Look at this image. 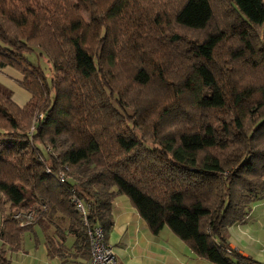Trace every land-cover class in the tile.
Instances as JSON below:
<instances>
[{"label": "trees", "instance_id": "1", "mask_svg": "<svg viewBox=\"0 0 264 264\" xmlns=\"http://www.w3.org/2000/svg\"><path fill=\"white\" fill-rule=\"evenodd\" d=\"M6 66L29 98L0 87V264L34 222L57 232L48 252L70 234L89 260L87 226L107 241L118 195L197 257L262 264L226 230L264 197V0H0Z\"/></svg>", "mask_w": 264, "mask_h": 264}, {"label": "crops", "instance_id": "2", "mask_svg": "<svg viewBox=\"0 0 264 264\" xmlns=\"http://www.w3.org/2000/svg\"><path fill=\"white\" fill-rule=\"evenodd\" d=\"M18 76L20 81V74ZM112 215L114 222L107 241L112 244L114 239L113 245L126 251L128 257L140 259L143 255L145 264H212L194 255L167 228L155 235L150 233L124 195L115 198ZM46 236H57L52 224L34 222L33 228L24 232L20 249L8 253L11 264H87L88 257L73 244L72 235H65L63 240L57 237L56 249L53 248L51 253L48 252ZM226 239L231 249L264 264V197L251 204L242 221L227 228ZM131 258L124 264H141Z\"/></svg>", "mask_w": 264, "mask_h": 264}, {"label": "built area", "instance_id": "3", "mask_svg": "<svg viewBox=\"0 0 264 264\" xmlns=\"http://www.w3.org/2000/svg\"><path fill=\"white\" fill-rule=\"evenodd\" d=\"M42 115L40 114L39 117ZM49 171V169H48ZM59 180L63 181L62 173L58 175ZM72 202L76 210L81 214L83 221H86L87 206L77 197H73ZM43 205L34 204L26 210H19L12 214L18 224L28 225L33 223L43 211ZM87 237L89 244V260L87 264H116L112 245L105 240L104 231L98 224L87 226Z\"/></svg>", "mask_w": 264, "mask_h": 264}, {"label": "rangeland", "instance_id": "4", "mask_svg": "<svg viewBox=\"0 0 264 264\" xmlns=\"http://www.w3.org/2000/svg\"><path fill=\"white\" fill-rule=\"evenodd\" d=\"M82 14L84 18L86 19L87 14L84 10H82ZM37 52L38 51L35 50L33 52L26 53L25 55L27 56V59L31 63L35 65H39L41 67L46 79H48L51 73L50 62L45 58L44 55H39ZM15 71L17 72V74H15L16 73ZM18 74L20 73L10 66L0 68V87L3 88L4 90L9 91L12 95V98L18 104H24L29 97H28V92L19 83ZM20 77H21V74H20ZM49 218H50V215H49ZM43 219L44 220L42 221H45L46 217L45 218L43 217ZM52 219L54 220V222L60 223L62 224V226H64V222L60 220L59 216L54 215L52 216ZM113 243H114V239L112 241V244L111 243L110 244L112 245V248H113L116 264H124L125 262L129 261L130 260L129 258L131 257L127 256L126 251L119 250L116 246L113 245ZM132 259H136L141 264H145L143 255L140 256V259L138 257L131 258V260Z\"/></svg>", "mask_w": 264, "mask_h": 264}]
</instances>
